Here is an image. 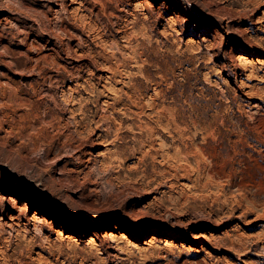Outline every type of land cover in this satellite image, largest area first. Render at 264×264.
<instances>
[{
    "label": "rangeland",
    "instance_id": "rangeland-1",
    "mask_svg": "<svg viewBox=\"0 0 264 264\" xmlns=\"http://www.w3.org/2000/svg\"><path fill=\"white\" fill-rule=\"evenodd\" d=\"M262 118L264 0H0V264H264Z\"/></svg>",
    "mask_w": 264,
    "mask_h": 264
},
{
    "label": "bare ground",
    "instance_id": "bare-ground-1",
    "mask_svg": "<svg viewBox=\"0 0 264 264\" xmlns=\"http://www.w3.org/2000/svg\"><path fill=\"white\" fill-rule=\"evenodd\" d=\"M247 60V56H246V54H243V53H239V54H237L236 55V61H238V62H244V61H246ZM260 122L261 123H264V118H262V119H260ZM244 186L247 188V185L246 184H244ZM253 187V189L254 190H257L258 192H263L262 191V189L260 188V186L259 185H254V186H252ZM264 193V192H263ZM25 207H26V204H23ZM262 215H264V211H262ZM32 217H34V216H32ZM258 217V216H257ZM107 235L109 236V238H111V239H113L114 240V235H116V234H114L113 232H107ZM202 236V238H204V239H206L207 238V236L205 235V234H201ZM106 236V235H105ZM91 239V238H90ZM125 239V238H124ZM91 244V243H90Z\"/></svg>",
    "mask_w": 264,
    "mask_h": 264
}]
</instances>
